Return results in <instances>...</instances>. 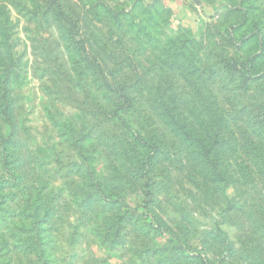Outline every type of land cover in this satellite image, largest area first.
I'll use <instances>...</instances> for the list:
<instances>
[{
  "label": "rangeland",
  "instance_id": "1",
  "mask_svg": "<svg viewBox=\"0 0 264 264\" xmlns=\"http://www.w3.org/2000/svg\"><path fill=\"white\" fill-rule=\"evenodd\" d=\"M67 11L92 60L143 108L99 117L40 73L14 78L29 132L6 165L0 143V264H264V0H70ZM13 17L30 68L26 39L55 30ZM160 101L178 131L209 133L220 176Z\"/></svg>",
  "mask_w": 264,
  "mask_h": 264
},
{
  "label": "trees",
  "instance_id": "2",
  "mask_svg": "<svg viewBox=\"0 0 264 264\" xmlns=\"http://www.w3.org/2000/svg\"><path fill=\"white\" fill-rule=\"evenodd\" d=\"M48 1L50 4L45 2L44 6L28 7L18 4L15 0H0V119L8 129V136H3L0 143L3 144L5 151L3 155V164L5 165L10 162V153H6V147H11L13 151L20 153L24 147L23 134L29 132V129L20 120L24 108L19 102L18 92L13 86L14 78H18V74L24 72L25 69L27 71L33 70L35 75L40 73L43 79L52 83V89L54 85L64 86L65 88L60 89L62 95L69 93L71 98H76L75 101H78V97L79 99L82 97L84 99L83 104L91 115L94 114L99 117L114 115L116 117L117 115L118 118L121 114L125 115V118L131 115H135L134 117L137 118L139 116L137 114H141L140 109L143 108V106L139 108L136 101L132 99L133 92L130 89L132 87L126 86L124 81V84L114 81L111 74L92 60L85 43L78 37L77 32H74V27L77 25L72 23L67 11L70 0ZM15 11L18 15L29 17L28 24L41 26L38 23L34 24V21L44 19L50 21L48 22L50 28L55 30V36L50 33H41L26 39L32 46L35 59L30 68L24 64L25 55H18L17 52L23 40L15 30L18 27L17 22L13 21ZM55 38H58V41ZM71 84L73 85L72 88H70ZM45 90L48 88L45 87ZM120 100L122 103L117 104ZM158 104L162 106V119L171 121L170 126L175 136L177 137L178 132L179 136L182 135L186 142H192L193 145L191 146L198 150V161L213 175L220 176L222 172L218 170L210 157L214 148L207 143V140L211 138L209 133L206 131V134L195 138L188 132L178 131V119L172 116L169 105L163 104L161 101ZM42 106L46 112L51 109L45 108L46 103H42ZM166 106H168L170 113L165 111ZM79 111L82 112L80 109ZM57 125L59 124L57 123ZM22 163H27L24 168H28V160L24 158ZM9 173L12 174V169ZM215 237L227 249L231 248V243L221 231H218ZM161 252H165V249H162ZM159 253L160 251H154L152 258L155 259ZM177 257L168 258L164 264H190L188 259H193L178 254Z\"/></svg>",
  "mask_w": 264,
  "mask_h": 264
}]
</instances>
